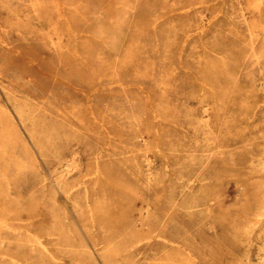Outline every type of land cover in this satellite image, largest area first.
<instances>
[{
  "label": "rangeland",
  "instance_id": "374dc122",
  "mask_svg": "<svg viewBox=\"0 0 264 264\" xmlns=\"http://www.w3.org/2000/svg\"><path fill=\"white\" fill-rule=\"evenodd\" d=\"M262 46L264 0H0V264H264Z\"/></svg>",
  "mask_w": 264,
  "mask_h": 264
},
{
  "label": "bare ground",
  "instance_id": "6f19581e",
  "mask_svg": "<svg viewBox=\"0 0 264 264\" xmlns=\"http://www.w3.org/2000/svg\"><path fill=\"white\" fill-rule=\"evenodd\" d=\"M257 12H258V11H257ZM176 13H177V12H176ZM217 13H218V12H217ZM241 17H242V16H241ZM187 20H188V19H187ZM202 29H203V28H202ZM189 35H190V34H189ZM61 39H62V38H61ZM188 39H189V38H188ZM244 45H245V44H244ZM183 46H184V45H183ZM183 46H182V47H183ZM253 47H254V46H253ZM262 47H264V46H262ZM252 51H253V50H252ZM262 51H263V50H262ZM110 52H111V51H110ZM112 54H113V53H112ZM15 55H16V54H15ZM254 56H255V55H254ZM262 56H263V55H262ZM255 58H256V56H255ZM258 58H259V57H257V60H258ZM261 58H263V57H261ZM257 60H256V61H257ZM256 63H257V62H256ZM256 63H255V64H256ZM259 71H260V70H259ZM236 80H237V79H236ZM261 89H262V88H261ZM259 90H260V89H259ZM13 97H14V96H13ZM218 99H219V98H218ZM216 100H217V99H216ZM240 118H241V117H240ZM199 123H200V122H199ZM217 153H218V152H217ZM217 153H216V154H217ZM260 170H261V169H260ZM261 174H263V173H261ZM263 184H264V183H263ZM263 184H262V185H263ZM263 188H264V187H263ZM261 198H262V197H261Z\"/></svg>",
  "mask_w": 264,
  "mask_h": 264
}]
</instances>
